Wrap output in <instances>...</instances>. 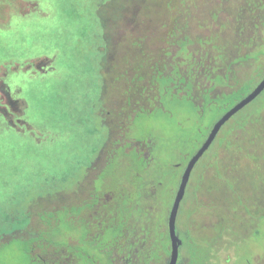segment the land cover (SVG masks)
<instances>
[{
  "label": "trees",
  "instance_id": "trees-1",
  "mask_svg": "<svg viewBox=\"0 0 264 264\" xmlns=\"http://www.w3.org/2000/svg\"><path fill=\"white\" fill-rule=\"evenodd\" d=\"M195 2L101 1L97 7L99 37L106 42V56L110 52L102 65L105 82L99 93L102 102L109 101L104 104L106 114L101 118L106 132L103 140L99 138L95 145L92 157L84 164L86 173L76 188L33 201L26 211L28 221L23 220L19 228L10 229L18 236L11 238L14 242H24L29 229L42 228L41 219L50 218V224L43 226L50 229L64 227L61 225L63 216L76 223L77 220L86 222L88 210L99 199L98 214L102 212L103 202L112 205L107 210L110 212L109 225L103 235V241L106 240L109 247L116 245V234L121 228L131 231L132 227L143 226L139 221L143 215L146 264H166L169 255L166 217L181 175V169L174 168L173 164H185L203 142L204 139H199L201 133L203 137L223 112L254 88L235 90L231 83L228 88L221 87L217 94L210 90L202 95V85L197 82L192 69L202 68L206 60L203 57L198 59L196 55L203 48L213 53L214 48L219 52L226 50L223 61L227 63L231 60L227 54L230 41L196 40L188 53L184 40H179L180 48L167 47L171 42L166 38L169 35L177 38L203 36V21L195 18L191 29V25L178 16L183 10H195L192 4L200 10L215 6L208 0ZM241 3L244 7L253 6L254 10L262 8L264 17V0H243ZM176 19L177 26L173 29ZM228 33L229 30L225 29L226 36ZM180 52L190 58L184 59ZM260 60H264V49L248 55L238 64L241 67V84L251 76V68ZM263 76L264 73L257 82ZM220 84L223 85L222 82ZM171 100L179 103L193 118V131L174 119L169 106ZM153 110L165 113V121L171 119L170 125L177 132L172 133L170 141L154 132L140 134L139 131L147 127L140 120L141 113L149 114ZM205 112L210 114L212 122L201 132L199 129L207 120L202 124L197 121L205 117ZM243 118L239 121L232 120L233 117L226 124L224 132L232 134L216 139L205 154L208 157L204 166L198 169V164L191 175L187 195L192 198L193 207L189 213L198 224V231H194V238L189 235L182 237L183 264H213L217 250H212L222 245L224 234L242 240L249 236L264 237V231L259 227L260 223L264 224V202L261 198H264V100L261 108L245 112ZM244 180H247V187ZM161 201L166 203L161 205ZM79 208L83 209L81 215ZM230 221L231 225L227 227ZM85 239L83 235L82 243L86 242ZM25 243L20 244L26 246ZM150 243L156 250L151 248L150 252ZM208 245L210 250L206 248ZM106 259L108 264H112L116 257L111 255Z\"/></svg>",
  "mask_w": 264,
  "mask_h": 264
},
{
  "label": "rangeland",
  "instance_id": "rangeland-1",
  "mask_svg": "<svg viewBox=\"0 0 264 264\" xmlns=\"http://www.w3.org/2000/svg\"><path fill=\"white\" fill-rule=\"evenodd\" d=\"M101 1L0 0V235L16 234L0 243V264H30L25 239L23 244L14 242L18 236L10 229L28 221V206L38 197L76 188L100 140L97 133L106 132L101 118L109 101L102 102L99 93L105 82L102 65L110 52L106 56V42L99 37ZM259 33L264 40V26ZM179 55L190 58L183 52ZM250 71L246 83L253 87L264 73V60ZM263 100L264 91L232 120H243L244 113L261 108ZM169 106L174 119L193 131L194 120L187 110L175 100ZM165 115L159 110L143 111L140 120L147 127L140 134L154 132L170 141L177 131ZM209 123L210 119L202 130ZM183 202L178 229L193 207L189 194ZM259 227L263 230L264 224ZM63 234L72 240L78 235L71 230ZM263 240L260 236L233 239L236 249L226 264H264L259 260ZM219 260L212 263L223 264Z\"/></svg>",
  "mask_w": 264,
  "mask_h": 264
},
{
  "label": "flooded vegetation",
  "instance_id": "flooded-vegetation-1",
  "mask_svg": "<svg viewBox=\"0 0 264 264\" xmlns=\"http://www.w3.org/2000/svg\"><path fill=\"white\" fill-rule=\"evenodd\" d=\"M208 1L214 3L215 6H213L212 8L207 7V8H204L203 10H200L198 7H195L192 4L195 10L194 9H192V11L183 10L182 14L178 15L184 21H186V23H189L191 25V29L194 28L195 18L200 19L201 22L203 21L202 22L203 36L197 37V38L195 37L177 38L174 35H169L166 38H168L171 42L167 45V47H169L170 45L173 48L175 47L180 48L178 47V44L180 43L179 40H184V42L187 43V45H185V48H186V53H188L190 51V47H193L196 44V40H199V41L200 40H208V41L210 40H219V41L221 40L222 41L223 40L225 42L230 41L231 46L227 48V49H230L227 52V54L229 55L231 60H229L227 63H224L223 58H224V55L226 54L225 53L226 50L224 52L223 51L219 52L218 49L214 48L212 50H215V53H213V51H209L208 49L203 48L202 51L199 52L198 55L196 56H198L197 57L198 59L203 57L206 60V62L204 66H202V68L200 69L199 67H194L192 69L193 74L195 75L197 82H200L202 85V90H203L202 95L205 94L206 91L209 92L210 90H211L210 91L211 93L217 94L219 92L218 90H220L221 87L223 86L227 87V85L229 86L231 83H233L235 90H239L243 87L246 90H248L250 85H248L246 81L243 84L240 83L241 78L239 76V73H240L241 67L239 65L242 62V60H245V58L248 57V55L249 56L252 55V54H249L250 52L257 53L258 51L262 50L264 47V40L259 39L260 38L259 32L261 31V28L264 26L263 10L262 8L258 10H254L253 6L247 7V5H245L244 7L241 3L243 0H235V1L208 0ZM200 21H198V23ZM177 22H178L177 19L175 20V22H173V25H172L173 29L177 26ZM225 29L229 30V33L227 34L228 36L225 35ZM169 32H167V34ZM175 33L176 31H174V34ZM182 43L183 42H181V44ZM192 55H195V54H192ZM216 59H218V61H216ZM262 78L259 80V82L262 80ZM220 82H222L223 85L220 84ZM259 82H257V84ZM227 111L223 112L221 116L217 118L211 124V127L207 129L206 132H204L205 134H203L204 135L203 142L209 135L213 125ZM209 116L210 114L208 112H205V117L201 121H197V122L199 124H202L203 121L205 122L206 120H209V119H210V122H212L211 116L210 117ZM233 117H231L220 128L219 132L217 133L210 147L205 151L203 156L195 164L190 174V177H189L186 189H185L184 197L179 206V210L181 208V204L184 203L183 201L186 198L191 175L194 169L199 164L200 160H202L205 154H207V152L212 147L216 139L220 140L224 136H228V135L230 136L232 134V133H228V134L225 133L224 128L226 124ZM199 130L202 132V129H199ZM97 134L99 135L100 139L103 140V134L101 133H97ZM203 142L200 144L198 149L201 147ZM196 151L191 155V157L196 153ZM169 153L172 154L173 152H169ZM91 157L92 155L89 158ZM190 158L185 162V164L183 163L173 164L174 168L181 169L180 179H181L183 171L188 161L190 160ZM85 167L83 170L82 177H84L86 173L87 167L86 168ZM180 179H179L177 188L175 190V193L173 195L171 206L168 208V213L166 217V231H167V236L169 240V255H168L166 264H168L169 262V256H170V251H171L170 238H169V233H168V218H169V214H170L173 202H174V198L176 196V192H177V189L180 183ZM79 182H80L79 180H76L75 184L77 185L79 184ZM261 198H262V201L264 202L263 196H261ZM96 200H97L96 202L92 203L93 205L90 207L91 210H88L89 212L87 215L89 219L86 222L80 223L77 220V223H76V222L69 220L65 216H63L64 218L63 219V222H64V229H63L64 232L63 233L69 232V230L73 231L74 233H78V235L75 236L76 239L72 240L70 239L71 237L64 235L61 232L62 228H57V229L44 228L43 226L50 224V221H49L50 218L41 219L43 223L42 228H31L27 230V232L25 233V236H26L25 242H26V251H27V257H28L29 263L30 264H108V261L106 258L107 256L111 257L112 255V258L116 257V259H114V262L112 264H146V235H145V229H144L143 215H140L139 217V221L143 223V226H138V227H135L134 229L132 227L131 231H129V229L121 228L118 231V234H116L118 238L116 240V245H114V247H109L108 242L105 243L106 240L103 241V237H104L103 235L105 234V229L107 227V224L109 225L110 212L108 213L107 210H109V208H111L112 205L110 204L106 205L103 202V204H101L102 212L101 214H98L97 211L100 208V203L98 201L99 199H96ZM162 201H167V200H162ZM162 201L160 203L161 205H164L166 202H162ZM79 210H80L79 215H81L83 209L79 208ZM179 210H178V213L176 216V222H175V231H176L178 238H180L181 240V245L179 246V249H178L177 264H183L184 254H182L183 252V238L182 237L183 235H189L191 238H194L195 237L194 231H198V228H197L198 224H195L193 215L191 213H188L185 217L186 218L185 221L181 218L180 220L181 228L178 229L177 220H178ZM84 216H86V214ZM110 218H111V215H110ZM231 221L227 224V227H230ZM208 222L209 220L206 219V223ZM93 225L95 226L97 225L98 228L97 227L95 228ZM103 226L105 228H103ZM9 235L11 234H8V235L6 233L1 234L0 242L5 243V241H7V239L12 236V235L11 236ZM83 235H84V239L88 237V239H85L87 243L86 242L82 243ZM222 237H223L222 245H220L218 249L216 248V249H213L212 251L217 250V253L215 254V258H214L215 262L217 261V259H220L219 261H222L223 264H226L229 260L233 259L232 252L233 250L236 249V247L233 249V246H234L233 238L231 236L224 234ZM148 248L150 252H151V248L156 250V247L151 243L148 245ZM206 248L210 250L209 245L206 246ZM112 250H115L116 252L112 253L111 252ZM108 253H110V255H108ZM260 258L262 259V263H263L264 262V250ZM257 259H259V257H257ZM215 262H213V264Z\"/></svg>",
  "mask_w": 264,
  "mask_h": 264
},
{
  "label": "water",
  "instance_id": "water-1",
  "mask_svg": "<svg viewBox=\"0 0 264 264\" xmlns=\"http://www.w3.org/2000/svg\"><path fill=\"white\" fill-rule=\"evenodd\" d=\"M264 91V77L262 80L240 101H238L232 108H230L212 127L209 135L201 145V147L196 151V153L188 161L183 174L180 179V183L174 198V202L168 218V233L170 238V256L168 264H177L178 259V249L180 246V240L175 231L176 216L179 210L180 203L184 197L185 189L190 177V174L198 162V160L203 156L205 151L210 147L214 141L220 128L237 112L242 110L245 106L255 100Z\"/></svg>",
  "mask_w": 264,
  "mask_h": 264
}]
</instances>
